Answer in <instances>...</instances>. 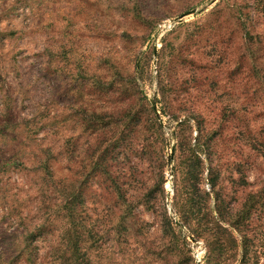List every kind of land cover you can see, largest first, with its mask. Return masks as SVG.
<instances>
[{"label":"rangeland","instance_id":"rangeland-1","mask_svg":"<svg viewBox=\"0 0 264 264\" xmlns=\"http://www.w3.org/2000/svg\"><path fill=\"white\" fill-rule=\"evenodd\" d=\"M110 80L127 82L128 93L120 87L95 92ZM124 105L142 116V137L151 151L128 198L138 201L153 192L147 205L136 207L135 229L92 237L89 264H205V242L179 220L188 187L186 158L196 159L186 150L196 136L201 142L213 138L209 149L197 150L205 192L213 193L212 169L218 175L214 190L231 198V205L248 192L264 196V0H0V122L17 123L15 135L0 139L8 183L6 199H0V239L21 230L19 214L27 224L39 222L41 199L57 195L55 182L40 172L39 150L50 147L58 156V178L70 174V164V176L82 181L80 166L88 162L83 155L90 152L93 132L83 122L95 106L116 116ZM119 134L117 128L106 132ZM87 200L89 223L98 220L103 231L106 213ZM166 215L182 225L185 243L170 244L163 236ZM255 224L264 237V213ZM59 226L53 222L54 234Z\"/></svg>","mask_w":264,"mask_h":264},{"label":"trees","instance_id":"trees-1","mask_svg":"<svg viewBox=\"0 0 264 264\" xmlns=\"http://www.w3.org/2000/svg\"><path fill=\"white\" fill-rule=\"evenodd\" d=\"M125 85H127L125 81L124 84H120L116 80H110L104 86H97L95 92L114 93L115 89L120 87L123 93H128ZM97 107L100 106L93 107L90 118L82 125L84 129L93 130L88 133V138L92 140L89 143L90 152L83 155V159L88 161L86 163L90 164L89 169L85 170L87 164L84 161L80 166L81 177L84 179L80 181L70 176L72 165L69 163L67 169L70 174L58 178L61 170L58 156L50 147L39 150L37 162L41 168L40 172L45 174L46 179L49 177L51 183L55 182L52 186L57 195L50 201L48 197L47 200L41 199L38 210L41 211L42 217L38 218L39 222L27 224L23 221L22 214H19L18 219L23 223L21 230H14L0 239V264L19 262L38 264L40 261H46L48 264L60 261L64 264H89L90 244L95 241L92 237L100 239L105 233L122 234L135 229L136 207L141 202L147 205L153 192L146 196L142 194L138 201L128 198L129 186L141 182L140 165L148 160L147 157H151L148 144L142 137L143 118L140 113L136 115L131 112L132 105L119 107L116 116L112 113L107 116L104 108L96 109ZM79 108L87 110L84 104ZM149 108L154 123L161 128L151 102ZM92 114L97 121L93 119ZM186 122L187 120L180 121L179 126H185ZM16 126L17 123L14 121L4 118L0 122V139L6 141L12 134L15 135ZM115 128L119 135H106L107 131ZM212 141L213 138L209 137L207 141L201 142L199 135L194 138L193 144L187 147V152L196 153L194 155L196 159L190 158L191 154L186 158L188 187L185 202L178 212L179 220L189 230V235L205 242L207 247L205 264H264V237L258 236L260 226L255 224L264 213V196L248 192L245 200L238 205H231V198L227 199L222 192L214 190L218 175L212 174V169L209 170V179L213 193L205 192L199 187V174L196 169L200 166L201 159L197 156V150L202 148L206 151L211 147ZM34 144L36 143H32L31 146ZM181 145L183 147L187 144L181 142ZM30 150H36V147ZM67 160L70 162L72 159L68 156ZM6 171L7 166L3 161L0 163L1 200L6 199L5 191L8 190L6 188L8 183L2 178ZM241 182L248 185L244 180ZM87 190L91 191V195ZM211 194L214 198L213 204L210 201ZM44 196L45 193L41 198ZM87 198L92 199L96 208L101 207L104 215L106 213L108 224L103 231L99 228L98 220L91 223L88 221L90 202L88 203ZM56 220L60 222V226L58 232L54 234L56 228L52 226ZM176 229L178 232H175ZM162 230L163 236L169 237L170 244H175L178 240L186 242V236L181 233V226L167 215ZM36 241L42 247H38ZM41 248L43 251H40Z\"/></svg>","mask_w":264,"mask_h":264},{"label":"water","instance_id":"water-1","mask_svg":"<svg viewBox=\"0 0 264 264\" xmlns=\"http://www.w3.org/2000/svg\"><path fill=\"white\" fill-rule=\"evenodd\" d=\"M195 11H196L195 9H192V10H190L188 12H185L184 14H182L181 16H179L177 18V20H181L185 15H188L190 13H194ZM154 53H155V48H154ZM150 102H151V105H152L154 111L157 113V109H156V105H155L154 100L153 99H150ZM173 156H174V145L172 144L171 145V148H170V158L173 159ZM176 223L179 224L180 226H182L178 221H176ZM197 264H199V260L197 261Z\"/></svg>","mask_w":264,"mask_h":264}]
</instances>
